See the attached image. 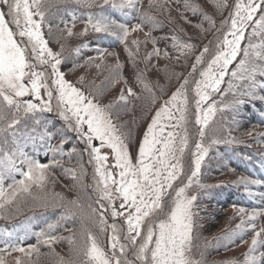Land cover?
I'll return each instance as SVG.
<instances>
[{"label": "snow or ice", "instance_id": "1", "mask_svg": "<svg viewBox=\"0 0 264 264\" xmlns=\"http://www.w3.org/2000/svg\"><path fill=\"white\" fill-rule=\"evenodd\" d=\"M74 2L84 8L92 6L103 8L107 5L125 19L132 11L140 12L139 0H102V2L74 0ZM156 6L163 7L158 0H152L150 7ZM216 6L227 7V3L225 0H220ZM185 7L193 11L199 10L197 5L187 2ZM52 8L59 11L60 3H53L51 0H0V214L16 202L21 194H27L33 200L46 201V198L33 196L32 190L34 187L41 192L45 190L49 168L52 164L60 163L57 154L64 155L65 143V140L61 139L59 145H53L52 141L57 134L50 131L47 122L42 121L37 115L54 110L53 88L47 82L51 76H54L52 83L55 84V90L58 92V96L55 97L58 114L67 122L69 128L86 136V143L90 149V162L95 161V175L99 176V180L95 182L96 190L100 194L99 200H107L113 205V196H117L122 200L121 208L126 210L118 212L113 205L112 216H125L127 231L124 239L128 243H121L120 229L116 224H112L110 226L112 253L109 255L100 246L96 236L85 228L83 229L85 239L79 249L75 250V254L82 258L79 264H202V261L196 260L193 256L197 196L190 194L189 190L193 186L201 189L206 187L200 182L199 177L202 163L213 146L238 143L231 135L230 128H224L223 124L217 127L218 122L215 121L217 112L233 113L232 122L236 123L235 116L239 114L242 105L256 99L264 101V95H257V89H264V81L257 80V76L264 78V14L256 16L258 12L264 13V0L259 2L236 0L227 33L218 41V47L207 69L200 73L202 78L196 82L191 121L199 126L197 130L199 140L194 145V151L191 152L192 167L186 177V183L182 186L177 185L175 189L174 183L184 175V156L190 142L188 132L190 108L185 88L188 81L186 80L185 85H182L156 112L139 147L137 162L133 164L126 143L127 137L112 122L108 109L100 107L73 87L59 71L58 66L62 63L60 54L51 50L43 33L45 24L48 25L50 33L53 30L51 22L47 19ZM64 11L71 17L72 26L68 27L67 22L61 17L59 22L65 27L60 29L57 26V30L62 35L66 32L67 37L71 38L75 35H86L91 30L127 43L128 24L118 22L104 11L88 13L85 28L80 34L73 31L78 19L76 12L67 9ZM52 16L55 17L56 13H52ZM140 19L144 23H151L154 27L158 23L153 17L142 12ZM205 19L215 26V22L209 17L206 16ZM250 23L254 24L251 36L259 37V42L250 39L247 48L241 49V42L245 39V32ZM225 24L229 22L225 21ZM10 25L15 26V31ZM137 30H143L142 24H136L132 29V31ZM173 39L175 41L173 47L178 51L191 50L194 47L182 43L177 37ZM151 42L156 44L155 39ZM133 43L136 44L138 51L139 42L133 41ZM82 47L86 45L74 49L76 55L80 54ZM97 51L106 50L97 49ZM208 52L209 48L205 47L203 53ZM241 52L243 59L239 61L236 70L231 72L233 80L240 82L229 84L232 100L229 103L222 102V106L208 103L212 94L220 91V84L223 77L228 74L229 65ZM203 53L197 58V64L203 60ZM129 54L132 55L131 51ZM153 55L159 56L160 50L154 48L152 53L147 54V58L150 59ZM44 66L51 69L50 75L43 70ZM121 67L122 65H116L117 70ZM37 68L41 70L38 71ZM138 79L144 83L143 79L140 77ZM144 86L146 90L151 91L146 83ZM42 89L46 91L47 99L41 95ZM126 91L130 96L136 95L130 87ZM27 96H34L40 103L25 100L24 97ZM119 99L126 101L123 93ZM29 119L32 121L31 125L26 122ZM22 120L25 121L23 127H18ZM84 125H87V133L83 130ZM169 125L173 130L165 134V128ZM222 131L227 132V135H220ZM206 138L207 146L204 144ZM93 140H99L101 146L108 147L114 153V167L120 170L119 180H116L113 173L108 170V156L101 154L100 147L92 146ZM29 147L32 149L31 153L26 151ZM41 149L45 150V155L52 153L51 164L41 163L36 158ZM68 171L72 172V170ZM17 174L22 179H16ZM72 175L73 179H76L74 172ZM8 179H11L12 183L5 186V180ZM241 183L247 188L248 183L260 184L261 181L244 182L242 178ZM248 194L251 195V192ZM58 199L63 201L64 198L58 197ZM70 203L79 206L78 201ZM41 206L63 207V204L46 201ZM238 211L240 214L246 212L243 208ZM261 215H264V209L253 210L248 219L255 221ZM0 218L7 217L0 215ZM100 225L101 232L107 231L106 221L102 217ZM249 226L253 230L256 228L254 223ZM51 227L49 225V228ZM243 227L242 220L238 228ZM19 231L14 229L12 232L0 233V236L6 237L3 241L5 248L0 249V253L11 255L12 252H20L24 256H30L31 252H38V248L34 246L27 249L20 246V242L28 238L29 230L24 229L23 235L17 234ZM262 234L264 227L255 231L251 247L245 257L250 264H256L253 253L257 251L258 245L264 246ZM34 235L45 244H51L57 239L44 232ZM69 242L74 243L71 238ZM129 250L134 259L128 258ZM117 251L119 256L116 254ZM57 260L58 264H73L72 261H65L63 257H57ZM0 264H7L3 255H0ZM15 264H24V261L17 258ZM261 264H264V252L261 253Z\"/></svg>", "mask_w": 264, "mask_h": 264}, {"label": "trees", "instance_id": "2", "mask_svg": "<svg viewBox=\"0 0 264 264\" xmlns=\"http://www.w3.org/2000/svg\"><path fill=\"white\" fill-rule=\"evenodd\" d=\"M166 1L170 0H158L163 7H150L152 0H139L140 12L148 14L158 22L154 27L151 23L142 22L140 12L137 11H132L125 19L123 15L112 11L107 5L103 8L96 6L84 8L78 6L74 0H51L53 3H60V10L52 8L47 17L52 24V32L48 31L47 24L43 25V29L46 31L51 50L60 54L61 73L66 81L73 85L71 81L73 79L94 103L108 109L112 122L127 137L128 151L133 159L136 158L134 156L136 151H134L135 141L131 135H136L142 130L157 107L166 101L170 91L181 82L188 81L185 88L191 110L188 124L190 142L184 156V175L174 183L175 189L177 185L182 186L186 183V177L190 174L192 167L191 152L194 151V145L199 140L197 136L199 126L191 122L196 82L202 78L201 71L207 69L218 47V41L223 39L230 26L231 13L236 0H225L227 7L219 9L216 5L220 0H175L176 2L171 0L169 2L171 7L178 11L176 16L175 12H171V7L167 8L164 5ZM186 2L197 5L199 10L193 11L186 8ZM222 8L224 9L221 10ZM64 9L76 12L78 19L73 31L77 34L83 32L88 13L104 11L118 22L127 23L129 35L144 34L148 46L150 45L153 49L158 48L160 55H153L157 60L148 67L141 56L134 55V58L130 56L128 38L125 44L113 36L94 33L91 30L86 35H75L71 38L67 37L66 32L62 35L57 30V26L60 29L65 27L59 22L61 17L67 22L68 27L72 26L71 17ZM52 13H56V16L53 17ZM262 14L264 13L258 12L256 16L259 17ZM206 16L215 22V26L205 19ZM181 18L183 24H180ZM225 21L229 24H225ZM136 24H142L143 30L132 31ZM222 25L224 27H221ZM252 26L254 24L250 23L245 32L241 49L247 48L250 39L259 42V37L251 36ZM173 37L194 47L191 50L178 51L173 47L175 43ZM152 39H155V45L151 42ZM81 45L86 47H82L80 54L76 55L74 49ZM205 47L209 48L208 53H203ZM97 49L106 51L98 52ZM202 53L203 60L197 64V58L201 57ZM109 54H112L115 61V66L113 65L114 67L110 70H108L109 61L106 60ZM241 55L242 60L243 52ZM100 56L103 58L100 59ZM117 64L122 65L118 70ZM235 70L233 61L229 65L228 74L223 77L220 91L212 95V100L218 106H222V102L229 103L233 98L229 92V84L240 83L233 80L231 76V72ZM104 72L109 75V79L99 80V75ZM138 77L143 79L151 91L145 89L144 83H141ZM257 80L262 82L264 78L257 76ZM52 81L54 78L49 80L54 96L56 86ZM129 87L136 93L135 96L128 95L126 89ZM121 93L126 97V101H120ZM257 95H264V89H257ZM24 99L40 103L34 96H27ZM209 103H212L211 100ZM52 105L54 109L52 112L37 115L42 121L47 122L50 131L57 134L52 141L53 145H59L61 139L65 140L64 155L57 154L60 163L52 164L49 168L45 190L41 192L34 187L32 192L33 196L46 198L47 202L63 204V207H42L41 205L46 202L45 199L33 200L27 194H21L16 202L0 214L7 217L0 218V233L12 232L16 229L20 230L17 234L23 235V230L28 229V238L21 241L20 246L26 249L30 246L38 248V252L33 251L30 256H24L20 252H12L11 255L0 253L7 264H15L17 258L22 259L24 264H58L57 257L79 264L82 258L75 254V250L79 249L85 239L83 235L85 228L96 236L100 246L109 255L112 253L110 227L112 224H116L120 229L121 243H128L124 239L127 231L125 220L122 216L113 217L109 202L99 200L100 194L95 187L99 176L95 175V161L90 162V149L86 143V136L68 127L67 122L58 114L54 99ZM232 120L233 113L229 111L217 112L215 117V121L218 122L217 127L223 124L224 128H230L231 135L238 143L213 146L202 163L199 177L200 182L206 187L201 189L193 186L189 190L190 194L197 196L193 256L196 260L202 261V264H250L245 257L251 247L255 231L264 227V215L259 216L255 221L248 219L253 210L264 209V202H262L264 200V101L256 99L246 102L241 106L239 114L235 116L236 123ZM26 122L29 125L32 124L30 119ZM24 123L25 121L22 120L18 127H23ZM83 130L87 133V125H84ZM219 134L226 136L227 132L222 131ZM204 144L207 146V138ZM92 146L101 147V143L99 140H93ZM73 149H75L74 152ZM26 151L31 153V147ZM44 153L45 150L41 149L36 158L41 163L51 164L52 153L47 155ZM68 170L75 173L76 179H73L72 172ZM242 178L244 182L258 180L261 183H248L246 188L244 183H241ZM16 179H22V177L17 174ZM10 183H12L11 179L5 180V186ZM249 192L251 195L248 194ZM58 197H63V201H60ZM71 201H78L79 206L70 203ZM240 208L246 210L245 214L239 213ZM101 217L106 221L107 231L105 232L100 231ZM242 220L244 227L238 228ZM252 223L256 225L255 230L249 226ZM49 225L52 227L49 228ZM40 232L57 239L51 244H45L34 235ZM70 238L74 243L69 242ZM5 239L6 237L0 236V249L5 248L3 242ZM261 239H264V234ZM262 252H264V246L258 245L257 251L253 253L256 264H261ZM116 254L119 256L118 251ZM128 258L134 259L131 250L128 252Z\"/></svg>", "mask_w": 264, "mask_h": 264}, {"label": "rangeland", "instance_id": "3", "mask_svg": "<svg viewBox=\"0 0 264 264\" xmlns=\"http://www.w3.org/2000/svg\"><path fill=\"white\" fill-rule=\"evenodd\" d=\"M170 1H171V0H170ZM170 1H166V2L164 3V5H165L167 8H170V7H171V5H170V3H169ZM173 1H175V0H173ZM175 2H176V1H175ZM257 2H259V0H257ZM204 3H207V2H204ZM171 8H172V7H171ZM218 9H219V8H218ZM223 9H224V8H222L221 10H223ZM171 12H175V16L178 14V11L175 10L174 8H172ZM172 16H173V15H172ZM9 19H10V18H9ZM37 19H38V18H37ZM182 21H183V20H182V18H181V19H180V24H183ZM10 26H12V25H10ZM12 27H13V30L15 31V26H12ZM252 28H253V26H252ZM252 28H251V29H252ZM250 31H251V30H250ZM250 31H249V33H250ZM43 33H44V38L48 41L45 29H43ZM226 33H227V32H226ZM229 38H230V37H229ZM18 39H19V38H18ZM133 41H137V42H139V49H138V51H137V46H136V44L133 43ZM128 45H129V49H130V51H131V53H132L131 57L134 58V55L141 56L142 60L144 61V63H145L148 67H149L153 62H155V61L157 60V59L154 58L153 56H151L150 59L147 58V54L152 53V51H153L154 49L151 48L150 45L148 46V44H147V42H146V37H144V34L140 33V34L138 35V34H132V33H131V34L129 35V37H128ZM48 46H49V41H48ZM148 51H149V52H148ZM241 53H242V52H241ZM241 53L237 56L236 60L234 61V66H235L236 68H237V66L239 65V61L241 60V57H242ZM111 55H112V54H109V55L106 57V60L109 61V66H110V68H109L108 70L112 69V68L115 66V65H114L115 61H114V59H113V57H112ZM139 59H140V58H139ZM139 59H138V60H139ZM33 62H35V61H33ZM113 65H114V66H113ZM58 68H59V71L61 72L60 65L58 66ZM37 70L39 71V70H41V69H40V68H37ZM43 70L46 72V74H49V75H50V73H51V69H50L48 66H44ZM95 70L97 71V67H96ZM78 76H79V75H78ZM53 78L55 79L54 76H51V79H53ZM51 79H50V80H51ZM64 79L66 80L65 76H64ZM107 79H109V75H107L105 72L99 75V80H107ZM71 81L73 82V87L77 88L79 91H81L82 93H84L83 90L80 88V87H81L80 85L75 84V82H74L73 79H71ZM47 82L50 83L49 81H47ZM183 83H185V81L181 82L176 88H174L172 91H170V94L168 95L166 101H165L163 104H162V103H161V104L164 105V104H165V103L171 98V96H172L173 94H175V93L177 92L178 89L181 88V86H182ZM71 85H72V84H71ZM52 88H53V87H52ZM186 94H187V93H186ZM213 94H214V93H213ZM213 94H212V95H213ZM41 95H42L45 99H47V94H46V91H45L44 89L41 90ZM84 95L90 98L89 95H87V94H85V93H84ZM57 96H58V92L56 93V91H54V101H55L56 104H57V101H56L55 97H57ZM90 99H91V98H90ZM212 99H213V96H212V98H211V102L214 103V101H213ZM208 103H209V102H208ZM162 105H161V106H162ZM161 106L157 107L156 111L153 112V114H152V118H151L150 120L147 121V123L143 126L142 130H141L139 133H137L136 135H135V134H134V135H131V136L133 137V140L135 141V150H134V151H136V153L134 154V156H136L135 159L132 158V155H131V153L129 152L133 164H135V163L137 162V158H138V150H139V147H140V145H141V143H142V140H143L144 134L146 133L148 127L150 126V124H151V122H152L153 117L155 116L156 112L159 110V108H160ZM206 106H207V105H205V107H206ZM190 111H191V110H190ZM177 115H178V113H177ZM190 118H191V115H190V112H189V119H190ZM173 123H174V122H173ZM188 129H189V128H188ZM172 130H173V129H172L171 126L169 125V127L165 128V134H166L168 131H172ZM176 130H177V131H180L179 129H176ZM100 149H101V154H105V155L108 156V160H107L108 170L111 171V172L113 173V175H114V177L116 178V180H119V175H118V173H119L120 170L114 167V165H115L114 153H112L111 149H109V148L106 147V146H101ZM121 203H122V200H121L120 198H118L117 196H113V205H114L115 210L118 211V212H125L126 210L123 209V208H121ZM113 205H111L112 210H113ZM120 216H122V218L125 220V216H124V215H120Z\"/></svg>", "mask_w": 264, "mask_h": 264}]
</instances>
